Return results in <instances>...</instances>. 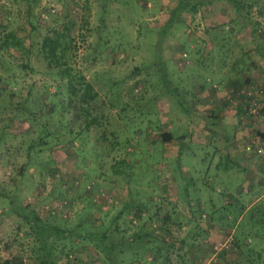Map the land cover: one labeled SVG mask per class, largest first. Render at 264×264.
Masks as SVG:
<instances>
[{
	"label": "rangeland",
	"instance_id": "374dc122",
	"mask_svg": "<svg viewBox=\"0 0 264 264\" xmlns=\"http://www.w3.org/2000/svg\"><path fill=\"white\" fill-rule=\"evenodd\" d=\"M28 1L0 0V40L13 34L33 45L25 55L0 48V78L12 89L0 92V130L11 134L0 142V264H38L29 227L10 212L11 196L67 231L51 252L57 264H222L224 249L233 262L234 236L251 226L250 215L264 219V144L257 136L264 129V109L258 118L249 115L245 93L264 85V21L257 8L251 16L259 33L230 22L218 26L214 18L233 13L214 3L195 15L184 13L182 23L160 38L178 0H38L29 16ZM57 35L64 56L49 65L40 47L45 37ZM203 60L228 69L230 76L212 86L215 100L191 101L181 93L180 75ZM237 68L240 80L243 70L255 75L238 92ZM64 69L79 81V94L85 83L97 93L77 120L73 104L63 109L70 96L80 104L79 94L67 89L68 77L58 74ZM165 82L181 94L164 89ZM56 88L55 101L65 112L58 123L70 121L27 164L25 150L38 130L28 133L29 120L22 116L6 126L10 107L23 103L26 112L37 114L36 101ZM14 91L19 94L11 99ZM181 101L191 120L182 116ZM224 104L242 113L233 112V120L223 116L217 108ZM167 131L190 136L179 170L176 145L156 144ZM62 200L69 202L66 217L43 212ZM254 227L235 263L264 264V225Z\"/></svg>",
	"mask_w": 264,
	"mask_h": 264
},
{
	"label": "trees",
	"instance_id": "16d2710c",
	"mask_svg": "<svg viewBox=\"0 0 264 264\" xmlns=\"http://www.w3.org/2000/svg\"><path fill=\"white\" fill-rule=\"evenodd\" d=\"M38 0H32L27 2V15L29 16L31 14V10L33 5H35V2ZM214 3H222L228 6L229 8L231 7L232 9V19H231V24L233 26L246 30L245 27L251 28L252 33H259V29L257 28L259 23L256 19H253L251 16V11L253 8H257L256 10V15L257 17H262L264 18V0H178V5L177 8L170 9L169 11V18L167 22L165 23V26L162 27L159 30V36L160 38L163 36L164 33L170 28V26L174 23H182V15L184 13H188L191 15L197 14L200 10L202 9H210L212 4ZM32 28L34 25L30 23ZM160 41L156 46L159 47ZM32 43H29L26 45L24 41H21L14 37L13 34H6L4 37L0 40V48L10 50V49H17L19 53L22 54H28L30 52V49L32 48ZM40 50L44 56V59L49 63V65L56 63H59L60 58L64 56L65 50L62 48L61 40L60 37L57 35L55 37H45L42 41ZM21 54V55H22ZM23 68H26V65H22ZM155 67V66H154ZM157 68V66H156ZM240 68H237V70ZM159 70V66L158 69ZM243 70V69H242ZM244 71V70H243ZM246 71V70H245ZM62 72V73H61ZM59 76L61 77H68V91L72 95H75L78 93V88H77V83H75L76 78L71 75L70 69H64L58 73ZM79 80H83L82 77H79ZM78 83L79 81L76 80ZM247 81V82H246ZM245 82H242L241 84H235L234 87L235 90L238 92L239 89H237L238 86H241L243 84L249 83V79H247ZM0 83L1 85L5 86L0 92H3L6 90V88H10L9 82L6 79L0 78ZM169 83V82H168ZM168 83H164V89L170 90L171 92L175 94L176 97L179 96V93L177 92V89H175L174 85L171 86ZM173 86V87H172ZM9 91H12L10 88ZM81 93L78 95V101L80 104L77 105L75 101H71V96L69 98V101L67 102L66 108H63L62 103H57L55 101V98L59 96L57 92V88L55 89L54 92H47L46 95L47 97L42 99V100H37L36 104H38V110L37 114L34 113L33 110L26 112L23 103L17 104L16 106L10 107L11 111V116L8 117L6 126H11V124L14 122V120H18L21 116L22 118L25 117L26 119L29 120V129L28 133L37 128V136L33 137L30 139L29 144L25 150L27 154V161L26 163L28 164L29 161L32 158V152L36 149H41L43 147L48 146L51 144L54 139L56 138L58 132L60 131L61 128H66L67 124L69 121L67 120L66 122H60L62 119V114H65V112H62V108L66 111L69 110V108L74 106L75 109H78L76 111L75 118L79 117L78 114L84 111L88 106L90 107L92 105V102L95 100L97 97V93L93 91L92 86L89 83H85L80 90ZM79 91V92H80ZM236 93V92H235ZM18 92H12L10 95V98L13 99L16 95H18ZM31 97L29 94L24 102L27 103L28 99ZM180 99V97H179ZM40 101V102H39ZM182 104V109L184 108V103L181 101ZM1 105V104H0ZM2 106V105H1ZM0 106V111L4 110L1 109ZM128 104H123L122 105V111H125L127 109ZM68 108V109H67ZM184 110V109H183ZM4 112V111H3ZM3 112H0V115L3 114ZM67 112V111H66ZM86 123V119L83 121ZM58 123V124H57ZM6 136H11L6 130V127L2 128L0 130V142H2ZM258 138L263 142L264 144V129L261 132L257 133ZM14 137V136H12ZM172 134L171 133H160L156 137V144L161 143V144H166L169 143L172 140ZM26 141V140H25ZM24 141V142H25ZM69 145L72 146L71 140L68 142ZM39 153V151H37ZM176 162L177 163V169H180V161L179 157L180 154L178 153L177 155L175 154ZM124 161H122L123 163ZM159 164V163H158ZM25 170V166L23 167ZM6 197V195H3ZM9 198L10 201V212L16 214L21 221L25 224V226L29 227V230L31 231V235L33 236L35 240V244L37 245L36 252L34 253L35 258L38 260V264H57L56 260L51 259V252L55 247V243L58 242L60 239H63L67 231L61 229L57 225H51L48 224L44 219H42L38 213L35 211V208L29 204L23 205L22 203L16 202L13 198L11 197H6ZM233 199V197H230ZM64 201V200H62ZM254 211V210H253ZM140 211L139 213H141ZM257 212V211H255ZM254 220V222H252ZM249 221L252 222L251 226H247V228L242 229V232L239 233L240 236H234L233 239V262L230 260V255L229 251L226 249L222 250L221 253H219V257L222 260V264H238V262L235 263L236 258L241 257V255L245 254V249L244 247L246 246L245 239L248 236H251L250 231L253 229L254 231H257L258 228H255L254 226L257 225V223L264 225V219L261 216H257L255 219L253 216L250 215ZM69 234H72V231L69 232ZM260 234V235H259ZM257 237L262 236L261 233L255 232L254 234ZM104 237V234H102V238ZM264 237V236H262ZM236 250V251H235ZM238 252V253H236ZM40 259V260H39ZM2 264H22L18 263L17 260H8L4 261ZM75 264V263H72Z\"/></svg>",
	"mask_w": 264,
	"mask_h": 264
},
{
	"label": "crops",
	"instance_id": "0c3cea01",
	"mask_svg": "<svg viewBox=\"0 0 264 264\" xmlns=\"http://www.w3.org/2000/svg\"><path fill=\"white\" fill-rule=\"evenodd\" d=\"M222 16L223 15H220V16L214 18L212 20V22H217L216 24L218 26H220L221 24H226L228 22H231L232 17H230V16H226V17L223 16L222 17ZM262 20L264 21V18H262ZM253 53L255 54L256 57L262 56L261 55L262 52L258 51L257 49L253 50ZM213 56H215V55H213ZM204 61L205 60L201 61V63H200L201 66H198L197 64L195 65V63H194V65L193 64L189 65L188 69L180 75L181 79H179V81H180L179 85H181V87H182L181 93L185 98L186 97H187V99L190 98L191 101H203V99H208V98L211 100H215L216 99L215 96L217 93L212 88V86L213 85L217 86L218 83H221V80L223 78L228 79V77L230 76L228 69H224V68H222V66H217V65H214L210 62H206L204 64ZM252 70L253 69H248L246 71H243L242 75H244V76L240 80V78L238 79L237 76H235V71H236V75H238L240 70L238 71V70L233 69V82L241 84L242 81L245 82L247 80V78L252 79L255 76V75H253L254 71H252ZM200 74L205 75V78H199L198 75H200ZM220 74L223 75V77L218 79V75H220ZM261 75H263V79H264V71ZM195 77L198 78V79H196L197 81L195 80ZM258 78H260V76H258ZM208 79H210L212 81H208V83H207L206 81ZM233 87H234V85H233ZM177 92H178V89H177ZM178 93L181 94L180 92H178ZM194 93H196V94L194 95ZM180 98H181V95H180ZM224 105H226V104H224ZM224 105L217 108V110L220 111L221 114H223V116H227V114H228V117L232 118L231 116H232L233 112H235V111L241 112V109H239L238 107L230 108V107H227V105L224 107ZM183 106H184V108H183L184 110L183 109L181 110V112H183L182 116L185 117L186 119L191 120V117H192L191 110L188 109V107H186L185 103ZM225 118H227V117H225ZM230 120L226 121V123L230 122ZM232 120H233V118H232ZM214 126H217L216 120L213 121V127ZM167 132L171 133L173 138L169 143H166L165 146L176 145L174 154H176V155L178 153L180 154L179 159L181 162V156L184 154V145H186V142H187L188 138H190V136L186 133L181 134V135H175L171 131H167ZM225 138L227 139L228 136L225 135ZM233 152H235V150H233Z\"/></svg>",
	"mask_w": 264,
	"mask_h": 264
},
{
	"label": "built area",
	"instance_id": "2783aa9c",
	"mask_svg": "<svg viewBox=\"0 0 264 264\" xmlns=\"http://www.w3.org/2000/svg\"><path fill=\"white\" fill-rule=\"evenodd\" d=\"M183 62H181L179 65H182ZM246 99H247V112L249 115L254 116L256 118L260 117L261 111L264 109V85H255V86H250L246 90ZM244 93V94H245ZM259 155H263V151L261 149L257 150ZM92 188L91 186H88L87 189ZM104 193L101 194V196ZM109 198V197H108ZM68 206L69 202L64 200V201H59V202H54L49 205H45L43 212L49 214V215H57V216H63L66 217L68 214Z\"/></svg>",
	"mask_w": 264,
	"mask_h": 264
}]
</instances>
